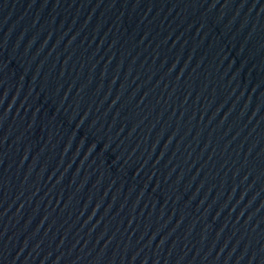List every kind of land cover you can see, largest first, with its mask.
<instances>
[{
  "label": "water",
  "instance_id": "95a60500",
  "mask_svg": "<svg viewBox=\"0 0 264 264\" xmlns=\"http://www.w3.org/2000/svg\"><path fill=\"white\" fill-rule=\"evenodd\" d=\"M0 264H264V0H0Z\"/></svg>",
  "mask_w": 264,
  "mask_h": 264
}]
</instances>
